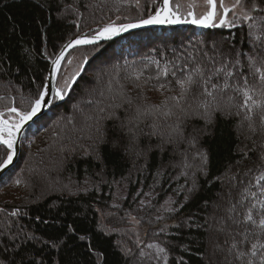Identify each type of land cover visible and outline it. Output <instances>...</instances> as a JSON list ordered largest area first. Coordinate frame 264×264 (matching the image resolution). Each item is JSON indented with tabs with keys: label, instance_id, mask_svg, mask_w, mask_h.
<instances>
[{
	"label": "trees",
	"instance_id": "obj_1",
	"mask_svg": "<svg viewBox=\"0 0 264 264\" xmlns=\"http://www.w3.org/2000/svg\"><path fill=\"white\" fill-rule=\"evenodd\" d=\"M159 1L0 0V113L10 120L17 117L9 107L30 110L50 62L68 39L94 27L138 21ZM243 2L252 9L253 0ZM256 3L264 8V0ZM177 4L180 14L187 13L184 0L172 1ZM249 15L252 20L233 17L230 26L213 29L167 24L72 51L57 87L72 77L68 71L76 74L86 62L83 74L64 100L55 98L50 111L25 131L17 162L0 181V219L6 221L3 231L8 235L0 239V264H205L209 237L200 227L209 223L207 216H218L213 206L224 207L218 201L220 180L237 178L239 191L245 192L241 214L261 197L258 189L264 181L257 178L264 172V132L252 134L221 112H214L206 125L181 113L171 97L180 99L176 81L186 70L201 66L207 73L208 59L200 50L208 52L210 45H218L228 62L238 56V67L229 68L234 73L229 82L243 85V73L249 86L259 87L255 68L264 71V65L257 54L259 42L249 33L260 34L264 12L251 10ZM253 23L258 26L250 29ZM250 56H256L252 67ZM99 76L106 90L96 82ZM213 79L221 82L220 76ZM98 90H103V100L87 117L72 112L78 101L84 103ZM200 92L197 84L180 100L186 113L188 106L207 99ZM224 93L235 96V102L242 100L232 88ZM157 105L160 111L154 110ZM169 109L173 115L163 116ZM259 111L253 114L254 124H259ZM177 124L183 136L173 142L182 143L173 149L166 141ZM152 125L158 126L155 135ZM182 152H206L207 174L184 166L187 175H181ZM5 158L6 149L0 146V160ZM47 183L62 189L50 190ZM259 208L257 204L252 211ZM148 244H159L166 253L156 259V249Z\"/></svg>",
	"mask_w": 264,
	"mask_h": 264
},
{
	"label": "snow or ice",
	"instance_id": "obj_2",
	"mask_svg": "<svg viewBox=\"0 0 264 264\" xmlns=\"http://www.w3.org/2000/svg\"><path fill=\"white\" fill-rule=\"evenodd\" d=\"M139 3V0H137ZM242 0H235V4L231 7H225L223 4V0H220V8L223 11V15L219 18V23H214V19L216 17L217 5L216 0H207V4L210 5V10L199 19L195 18L194 13L189 11L187 15L192 17L190 20L184 19L179 13V5H175V7L170 6V0H163V3L160 7L155 10L154 15L148 16L147 19H142L137 23H127L116 25L115 23H110L100 28L95 35L88 38H77L65 46V49L62 50L54 60H52V76L55 77V74L58 72L61 60L65 58V51L70 48H74L77 45H89L95 44L98 40L101 39H110L115 35H118L122 31H127L129 29L138 28L144 25H159V24H180V23H192L202 27H220V26H230L231 22L227 20V16L229 12L235 14V8L240 6ZM252 11H262L264 12V8H258L256 0H253ZM245 20H252L253 17L248 13L244 14ZM258 25L256 23L249 24L250 29L256 28ZM259 27L261 28L260 34H255L254 32L249 33L250 36L253 37L254 41L259 42V51L258 55L260 57L261 65H264V17H259ZM255 51V50H254ZM250 64L249 67H252L256 62V56L249 57ZM71 61H69L70 63ZM239 63V60L236 61ZM82 70V66H81ZM167 70H165L166 72ZM255 73H260L259 75V87L249 86L246 75L241 73L239 74V79L243 80V85H230L225 79L224 83L221 85L217 82H214V77L217 79L221 74L227 78H233L234 73L231 69L227 67V64L222 65L220 67H216L213 69H209L207 73L204 68L201 66H196L191 70H186L183 78H178L176 83L179 85L181 89L180 99L177 97H171L173 101H176L174 107L178 108L181 113H184L186 116L190 115L186 113L184 108L180 106V100L184 99L186 94L191 92L192 89L199 84L201 89L200 95L211 98L210 100L205 99L199 104V108H202V112L195 113L203 118L207 123H211L212 115L216 111H220V106L218 103L213 104L212 102L216 100V92L224 93L230 87L232 90L239 96H242V100L239 102L236 101L235 96H230L229 100L233 101V107H236L238 111L235 113L236 115H240L241 112H244V120L249 121V129L252 131H256L252 121L253 114L255 110L259 109V123L262 129H264V71L262 68H255ZM255 73H248V75H254ZM79 75V72L74 74L70 79L65 80L63 87H56L51 89L54 93L55 97L59 100H63L65 96L68 94V91L72 88L73 84L76 81V77ZM175 75V73H173ZM139 78V77H137ZM161 88H164V85H160ZM46 92L41 90L38 93V96L31 102L30 110L23 111L16 107H9L7 110L10 113H15L17 119L8 121V120H0V145L4 146L6 149V158L0 160V168H5L9 164L12 163L13 155H14V144H15V134L18 133L24 124L30 120L41 109V105L47 103ZM131 103V100L127 101ZM91 103V101H89ZM162 104H167V101L162 102ZM119 107V105H116ZM155 111H160L161 106H154ZM100 112H103L104 109L100 108ZM144 114L151 115V112L145 110ZM231 114V113H229ZM2 115V113H0ZM173 115L171 109L163 112V116L168 117ZM99 118V117H98ZM91 119V117H89ZM154 128L153 135L156 134L155 129L158 127L157 125H152ZM183 132L180 128L179 124H177L171 132L168 134V140L166 142L172 143L174 138H182ZM195 138H193L194 141ZM200 158V164L198 170L203 172L205 175L206 166L209 162V158L206 152H199L197 154ZM247 156V152L245 153ZM261 161L264 162V154H261ZM191 167V165L185 164V168ZM252 170L249 169L248 172L245 173L247 175ZM182 174L187 175L186 172ZM235 177H231L234 179ZM258 181H264V172L257 178ZM242 182V181H241ZM17 184L20 183L19 180L16 181ZM259 192L261 193L260 199H258L255 203H251L249 207L246 208L245 212L241 215L237 211V205L240 207H244V199L238 200L235 204H231L229 208L225 211L228 215L220 220V227L217 231L224 233L227 232V236L229 239L225 240V243L229 244V254L233 255L234 261L240 262V264H257L256 258H258V264H264V185L259 187ZM189 192L192 191V188L188 189ZM252 196H255L256 193H251ZM187 199V197H185ZM169 201H165V204H169ZM174 203V202H172ZM257 204L260 205V208L254 213L252 209L257 208ZM163 207V206H162ZM165 211L172 212L176 209L171 207L164 208ZM234 214V215H233ZM11 215L15 216L16 211H13ZM258 217V219L256 218ZM158 220L163 219L162 216L157 217ZM231 221V224L235 227H228L225 224V221ZM161 232L164 229H160ZM84 239V237H81ZM55 246V245H54ZM148 248H155L158 255L156 259H160L159 254H165V247L160 246L159 244H148ZM219 247V245H217ZM140 256L143 258L145 253L143 249L140 251ZM165 261L167 260V256L163 257Z\"/></svg>",
	"mask_w": 264,
	"mask_h": 264
},
{
	"label": "rangeland",
	"instance_id": "obj_3",
	"mask_svg": "<svg viewBox=\"0 0 264 264\" xmlns=\"http://www.w3.org/2000/svg\"><path fill=\"white\" fill-rule=\"evenodd\" d=\"M184 2L187 4L186 7L189 9L191 7L190 11L193 10L196 15H202L208 9L206 0H184ZM223 4L225 7H231L233 4H235V0H223ZM70 9L72 10V8H70ZM217 11H218V13L216 14L215 21L221 15V9H220L219 5H217ZM234 11H235V14H233L231 12L228 15L229 17L227 20L229 22L231 21L233 16L237 17L238 19L244 18V14L245 13L249 14L251 9L244 7V2L242 0L241 5L237 6ZM94 28H97V27H94ZM82 32H84V31H82ZM98 45H100V44L93 45V46H98ZM181 48H182L181 45L175 47V49L178 51L181 50ZM220 49L221 48L218 45H214V46L210 45V50L208 52L204 51V49L200 50V55H203V56L207 57V59H208L207 64L210 67L209 69L215 68V66H217L216 63L218 61H221V64H219L217 67H220V66L225 65V64H227L228 68H230V66H231V68L232 67H234V68L238 67L239 63L238 64L236 63V61L238 60V56H236L235 60H231L230 62H228L226 57L220 56ZM106 67H108V65L102 66L101 68L104 69ZM74 71L75 70L68 71L69 75L73 76ZM98 71H100V70H98ZM109 73L112 74L113 71L111 70ZM220 78H221V82L219 84H221V85L224 83L225 79H227V81L230 85H236L235 82H229L230 81L229 78L224 77L223 74L220 75ZM109 79H110V81H113V83H114V78H109ZM96 82L100 85V87H103V89L106 90V87L104 86V84H102L100 76L96 80ZM101 91H103V90H98V92L96 91V92L86 96L84 103L81 100L78 101L75 109L73 107L74 110H72V112H75L76 114L77 113L78 114H84L85 113L84 117H87L88 113H90V111L92 109H94V107L96 105L100 104L101 100H103ZM225 92H228V89ZM230 96H233V95H231V94L227 95L225 93L222 94L218 91L216 92V100L212 102L213 104L218 103L220 106V111H216V112H221L227 116L234 117L238 121V126L245 127L252 134H255V135L261 134L262 135L264 132V129L261 128L260 123L259 124L253 123L256 131H252L249 129V126H248L249 121L244 120V116L242 114H240V115L235 114L238 111V109L236 107L232 106L234 102L229 100ZM207 99L210 100L211 98H207ZM89 101H91V103H89ZM199 104L195 103V104L188 106L186 111L190 114L191 117L200 119V120H202V122L204 124H206V122L203 118H201L199 115L195 114V113L203 111V109L199 108ZM229 113H231V114H229ZM86 120H87V118H86ZM8 121H12V120H8ZM207 124H209V123H207ZM156 136H158L160 139H162L161 133H157ZM181 143L178 141V142H173L170 145L172 146L173 149H175V148H179V144L181 145ZM195 143L197 144L196 141H194V144ZM192 145H193V143H192ZM179 159L182 160V163H181L182 168H180V170H179L181 175H183L182 170H184L183 167L185 166V164L191 165V167H189V168H191L194 172L204 174L203 172L198 170L199 165L194 164V159H199V156L196 153H189V152L184 153V152H182L181 156H179ZM34 171H36V169H33V172ZM41 176H42V178L44 177V180L46 182H48V179H47L48 175L45 172H42ZM192 177H191V180L193 179ZM237 182H238L237 178L231 179V177L229 175H225L220 180V184L222 186L223 193L221 195H219L218 201H220V202L224 201L223 202L224 207H221L220 205L213 206L212 209L218 213V216H214L213 220L210 219L211 218L210 216H207L206 219L208 220L209 223H207V221H206L200 227V228H204V231H206L208 233V237H209V243H208L209 249L205 255V258H203L205 264H240V262L234 261L233 255L229 254V251H228L229 244L225 243V240L229 239V237L227 236V232L221 233V232L217 231V229L221 226L219 223L221 218H224L228 215V213H226L225 210L227 208H229L231 204H235L238 200H241V199L245 200V196H244L245 192L239 191ZM67 186H68V191L72 190L71 184H67ZM47 187H49L50 190H56V189L61 190L62 189V187H60V184L56 185V184L47 183ZM232 196L234 197V199H232ZM237 211L239 213L241 212L239 205H237ZM4 224H6V221L0 219V239L8 237V235L5 234L3 231ZM225 224L228 227H235L234 225L231 224V221L226 220ZM217 245H219V247H217Z\"/></svg>",
	"mask_w": 264,
	"mask_h": 264
},
{
	"label": "water",
	"instance_id": "obj_4",
	"mask_svg": "<svg viewBox=\"0 0 264 264\" xmlns=\"http://www.w3.org/2000/svg\"><path fill=\"white\" fill-rule=\"evenodd\" d=\"M171 1L170 0V6H171ZM163 3V0H161L157 6L160 7ZM156 8V9H157ZM155 9V10H156ZM155 10L150 14V15H154L155 14ZM210 10V5H209V9L208 11ZM149 15V16H150ZM223 15V14H222ZM189 17V16H188ZM148 17H146L145 19H147ZM184 19H187V17H183ZM192 17H189V20L191 19ZM188 20V19H187ZM139 22V21H137ZM137 22H131V23H137ZM219 23V22H218ZM217 23V24H218ZM127 24V23H125ZM180 24H192V23H180ZM195 25V24H193ZM154 26H163V24H159V25H144V26H141V27H138V28H133V29H129L127 31H122L120 32L118 35H115L113 36L112 38L110 39H101V40H98L95 44H89V45H77L75 46L74 48H70V49H67L65 51V58L61 60V65H60V68L58 70V72L55 74V77L53 78L52 76V61L50 63V67H49V72L48 74L46 75V79H45V82H44V85H43V88L42 90H44L46 92V96H45V99L47 101V103H44L41 105V109L40 111L37 113L36 116H34L32 118V120L26 122L24 124V126L21 128V130L15 134V144H14V155H13V160H12V163L9 164L7 167L5 168H0V180L4 177V175L14 166V164L16 163L17 159H18V156H19V151H20V139H21V136L24 132V130L32 123L34 122L38 117L42 116L43 114H45L52 106V102L54 100V93L51 91V89L53 88H56V82H57V78H58V74H59V71L62 67V64L63 62L65 61L66 57L75 49H78V48H82V47H90V46H93V45H97V44H100V43H104V42H107V41H110V40H113V39H117L119 37H122L126 34H129V33H132V32H135V31H139V30H144V29H148V28H151V27H154ZM198 26V25H197ZM202 27V26H200ZM202 28H205V27H202ZM207 28H210V27H207ZM97 28H92L88 31H85L83 33H79L73 37H71L70 39H68L59 49V51L57 52V54L55 55V57L62 51L65 49V46L70 43L71 41L77 39V38H88V37H91L93 35H95V33L97 32ZM54 57V59H55ZM53 59V60H54ZM82 73V70H80L79 72V75L76 77V81L77 79L80 77ZM75 81V82H76ZM69 92V91H68Z\"/></svg>",
	"mask_w": 264,
	"mask_h": 264
},
{
	"label": "bare ground",
	"instance_id": "obj_5",
	"mask_svg": "<svg viewBox=\"0 0 264 264\" xmlns=\"http://www.w3.org/2000/svg\"><path fill=\"white\" fill-rule=\"evenodd\" d=\"M0 120H2V119L0 118Z\"/></svg>",
	"mask_w": 264,
	"mask_h": 264
}]
</instances>
